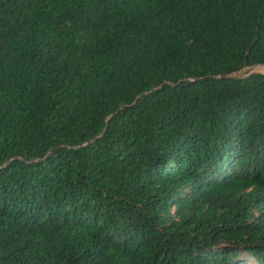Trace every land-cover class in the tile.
<instances>
[{"label": "trees", "instance_id": "trees-1", "mask_svg": "<svg viewBox=\"0 0 264 264\" xmlns=\"http://www.w3.org/2000/svg\"><path fill=\"white\" fill-rule=\"evenodd\" d=\"M264 0H0V264H264Z\"/></svg>", "mask_w": 264, "mask_h": 264}, {"label": "rangeland", "instance_id": "rangeland-1", "mask_svg": "<svg viewBox=\"0 0 264 264\" xmlns=\"http://www.w3.org/2000/svg\"><path fill=\"white\" fill-rule=\"evenodd\" d=\"M255 71L264 72V65H255L252 67H248V68L243 69L240 73L243 74V73L255 72Z\"/></svg>", "mask_w": 264, "mask_h": 264}]
</instances>
